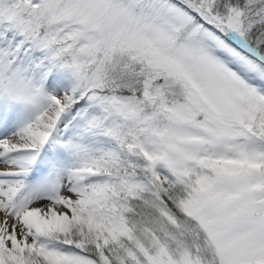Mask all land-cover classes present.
Returning <instances> with one entry per match:
<instances>
[{
    "label": "snow or ice",
    "instance_id": "snow-or-ice-1",
    "mask_svg": "<svg viewBox=\"0 0 264 264\" xmlns=\"http://www.w3.org/2000/svg\"><path fill=\"white\" fill-rule=\"evenodd\" d=\"M0 264H264V0H0Z\"/></svg>",
    "mask_w": 264,
    "mask_h": 264
}]
</instances>
